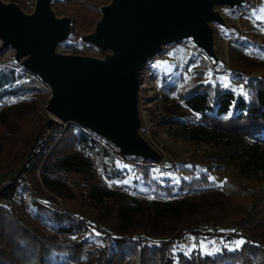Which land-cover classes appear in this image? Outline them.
Listing matches in <instances>:
<instances>
[{"label":"trees","instance_id":"16d2710c","mask_svg":"<svg viewBox=\"0 0 264 264\" xmlns=\"http://www.w3.org/2000/svg\"><path fill=\"white\" fill-rule=\"evenodd\" d=\"M9 1L25 8L27 13L34 5V0ZM108 2L51 0L50 6L55 10L64 7L70 13V38L75 39L92 29L100 15L99 7ZM234 40L241 46L245 61L242 63L229 56V64L223 73L228 83L218 81L212 71L202 79L208 70L206 61L200 57L204 54L188 50L178 57L183 72H179L177 83L169 85V90L179 103L177 106L190 111L184 119L191 124H202L212 133L229 134L235 139L258 135L264 138V76H251L248 71L250 67H264V44L241 37ZM209 63L220 69L214 62ZM190 64H195L196 68L189 70ZM230 81L239 82L240 86H233ZM35 86L47 87L35 74L16 63L0 66V110L15 103L16 93ZM59 130L60 127H56L46 141L36 139L40 151H31L27 155L29 168H35L38 182L55 194L59 193V181L63 176H79L88 203H115V227L100 225L104 228L99 244L84 238L76 239L78 235L90 233V226L99 225L98 220L67 208L56 212L51 209L56 208L52 199L47 203L39 201L42 205L32 199L27 190L7 185L0 190V199L18 197L28 218H21L16 209L0 205V264H264L263 241L238 232L210 231L193 221H184L176 234L159 240L128 230L131 217L141 210L143 199L158 214L175 213L179 212L183 202L180 196L213 189L214 184L206 174L178 182L159 178L151 173V160L126 157L125 160L134 163H121L115 155L124 159L123 155L108 141L88 130L73 123H68L61 132ZM48 149L50 152L44 157ZM11 173L9 169L0 171L2 178ZM234 183L233 178L228 177L218 188L228 193ZM116 186L125 191L115 190ZM250 200L245 206V222L244 219L234 222L239 228L247 219L264 213V184L252 190ZM257 223H264V214ZM186 233L226 239L242 236L245 242L235 251L223 249L212 254L193 251L188 255L181 252L173 255L174 240Z\"/></svg>","mask_w":264,"mask_h":264},{"label":"rangeland","instance_id":"374dc122","mask_svg":"<svg viewBox=\"0 0 264 264\" xmlns=\"http://www.w3.org/2000/svg\"><path fill=\"white\" fill-rule=\"evenodd\" d=\"M16 6L24 15L30 14L25 8ZM51 10L56 18L65 17L70 21V13L64 7ZM212 11L218 14L221 21L208 22L214 55L211 57L204 53L200 54L206 61L208 69L202 79L212 71L218 81L228 83L223 73L229 64V56L236 57L241 60L240 62L243 61L242 63L245 61L242 57V48L234 39L241 37L253 43L264 44V0H240L238 5L231 6L213 4ZM91 33L93 27L89 32L71 39L69 32L66 38L54 43L52 49L61 55L84 56L109 62L112 59L109 49L96 46L85 39ZM188 50L202 52L191 36L162 44L157 53L142 62L136 87L135 129L154 152L155 159L150 164L151 173L171 182L206 174L214 188L180 196L183 202L179 212L175 213L158 214L143 199L141 210L131 217L128 230L140 232L151 240H159L176 234L184 221H193L210 231L238 232L243 236L260 238L264 245V223H257L263 212L247 219L246 224L242 223L240 228L234 223L241 219L245 222V206L251 201L250 193L264 184V138L258 135L235 139L229 134L212 133L202 124L193 125L184 119V115L190 111L177 106L179 103L170 92L169 85L178 80L179 72H183L178 57L181 52ZM23 60L24 57L15 56L12 46L2 45L0 40V66L10 62L20 65ZM210 61L220 66V69L211 66ZM195 68V64L188 66L189 70ZM263 68L250 67L249 75L264 76ZM189 76L190 74L187 75V80ZM229 83L240 86L239 82ZM48 97V86L39 88L35 86L16 93L15 103L0 110V171L8 169L12 171L4 178L0 175L2 178L0 190L13 184L27 190L31 198L38 200L40 204L42 203L39 201L47 203V200L52 199L56 208L48 204L45 206L56 212L67 208L98 220L99 225L90 226V233L78 235L76 239L84 238L88 242L99 244L104 228L100 225L115 227L113 225L115 203L111 201L97 205L88 203L84 198L82 192L84 186L79 176L72 174L60 179L59 193L55 194L38 182V171L29 168L26 162L27 155L31 151L34 152L37 138L45 136L47 140L56 127H60L61 132L67 125L45 110ZM110 144L114 149H118L113 143ZM50 149L44 153V157L48 155ZM39 151L40 148L37 152ZM115 156L121 163H134L132 160H125L126 157H132L131 155L123 154L124 159ZM94 172L97 173L95 168ZM228 177L233 178L234 187L230 188L228 193H223L218 187ZM115 190L125 191L120 186H116ZM0 205L7 209H16L20 217L27 220L28 217L23 212L18 197L9 198L7 206L4 205V198L0 199ZM225 221L228 222L220 224ZM241 239L242 236L226 239L220 236L201 237L186 233L174 240L172 252L173 255L179 252L188 255L193 251L212 254L223 249L237 248L236 242Z\"/></svg>","mask_w":264,"mask_h":264},{"label":"water","instance_id":"95a60500","mask_svg":"<svg viewBox=\"0 0 264 264\" xmlns=\"http://www.w3.org/2000/svg\"><path fill=\"white\" fill-rule=\"evenodd\" d=\"M240 0H109L99 7L86 40L111 51L112 59L55 53L67 37L70 21L56 18L51 0H34L29 15L16 4L0 2V40L20 64L49 89L45 110L60 122L73 123L118 147V152L153 161V150L136 132V87L142 62L162 44L191 36L202 53L213 57L208 22H220L213 4Z\"/></svg>","mask_w":264,"mask_h":264},{"label":"built area","instance_id":"2783aa9c","mask_svg":"<svg viewBox=\"0 0 264 264\" xmlns=\"http://www.w3.org/2000/svg\"><path fill=\"white\" fill-rule=\"evenodd\" d=\"M39 139H40V140H43V141L46 140V139H45V136H41ZM39 148H40V146L36 143V146L34 147V152H37V151L39 150ZM8 203H9V199H7V198L4 199V205L7 206Z\"/></svg>","mask_w":264,"mask_h":264},{"label":"snow or ice","instance_id":"6c2138e0","mask_svg":"<svg viewBox=\"0 0 264 264\" xmlns=\"http://www.w3.org/2000/svg\"><path fill=\"white\" fill-rule=\"evenodd\" d=\"M241 91L243 92V89H241ZM190 167V166H189ZM245 241H243V239H241L240 241H237L236 243H237V248L236 249H229V250H233V251H235V250H238L241 246H242V244L244 243Z\"/></svg>","mask_w":264,"mask_h":264},{"label":"bare ground","instance_id":"6f19581e","mask_svg":"<svg viewBox=\"0 0 264 264\" xmlns=\"http://www.w3.org/2000/svg\"><path fill=\"white\" fill-rule=\"evenodd\" d=\"M4 3V2H3ZM4 4H6V3H4Z\"/></svg>","mask_w":264,"mask_h":264}]
</instances>
